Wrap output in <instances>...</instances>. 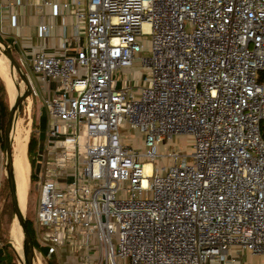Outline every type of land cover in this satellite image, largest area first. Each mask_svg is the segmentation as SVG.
Returning <instances> with one entry per match:
<instances>
[{"label":"built area","instance_id":"built-area-1","mask_svg":"<svg viewBox=\"0 0 264 264\" xmlns=\"http://www.w3.org/2000/svg\"><path fill=\"white\" fill-rule=\"evenodd\" d=\"M25 5L72 17L69 40L27 62L45 120L36 248L66 264H264V0ZM53 30L39 23L37 38ZM178 136L189 152H157Z\"/></svg>","mask_w":264,"mask_h":264},{"label":"rangeland","instance_id":"rangeland-1","mask_svg":"<svg viewBox=\"0 0 264 264\" xmlns=\"http://www.w3.org/2000/svg\"><path fill=\"white\" fill-rule=\"evenodd\" d=\"M1 6H0V15L6 16L8 15L7 10H2L1 11ZM19 11L21 8H18ZM18 11V10H17ZM17 13V12H16ZM25 17L23 18V27L21 29L22 36L25 38H18V35L15 33H10L8 29H0V39L5 40L7 42L13 43L12 41L14 40L15 45H21L23 44V41L26 39V43L29 44V46H36L38 43L37 41V32L36 30L34 31V20L32 19V15L28 13V9L24 10ZM5 26V24L0 23V27ZM37 38V39H36ZM147 43V42H146ZM142 56H145L146 53L143 52L141 54ZM0 56H3V54L0 52ZM4 57V56H3ZM12 57L18 64V59L17 55L13 52ZM19 65V64H18ZM20 67V66H19ZM21 71L23 74L26 76V78H30V73L27 69H24L23 67H20ZM139 71V64L136 61H133L132 67H131V72L132 75H135ZM124 77L127 78L126 76L128 75V70L124 69ZM12 77V76H11ZM13 85L15 83L14 89L16 88L19 92V94H22L24 91V86L20 82L18 76L13 73ZM0 83L3 88L4 94L0 96L1 102L6 106L8 110L9 104L12 102V100L9 99L8 91L5 88V85L3 81L0 78ZM36 87L39 85L38 81L35 80ZM16 92V90H15ZM40 112H42L40 103L38 98H32L28 97L25 101L22 102L19 110L16 112L15 115V120L16 121H21L23 125L26 127L28 136H27V141L30 136H33L34 141V149L30 154V159L33 161L34 157V150H35V142L37 139L38 135L43 134V129H44V115L42 114V117H39ZM2 127L0 128V264H20V261L18 260L15 252L13 249L7 247V243H10V232L13 228V225L15 224V220L11 214L10 211V206H9V200L7 196V188H6V182L4 178V171H3V157H2V145H1V140H2ZM125 143L131 145L132 147L136 149H140L141 147V140L140 136L136 134L134 131H131L128 137V140H124ZM190 137L189 136H178L174 137L169 141L161 142L160 146L157 150L159 154H166L172 149L178 148L180 150L189 152V146H190ZM27 144V143H26ZM27 161V158H26ZM28 164V162H27ZM154 166L160 167L161 165L167 166L168 161L164 160L163 162H154ZM28 168L29 164H28ZM32 168V167H31ZM30 170L28 171V189L27 193L25 196V201H24V207H23V215L25 220H28L32 222L33 226V221L35 219V212H36V206L38 202V192L34 187V182L29 181L30 180V173H32ZM33 176V175H32ZM38 236H40V232H42V229H38ZM33 235V234H32ZM34 259H33V264H66V258L62 255L60 256H53L50 257L49 259H46L45 257L39 256L36 252L34 253ZM230 258L236 259V261L240 264H256L262 260L261 257H256V256H250L248 254L242 253V252H233L230 255ZM236 264V263H234Z\"/></svg>","mask_w":264,"mask_h":264},{"label":"water","instance_id":"water-1","mask_svg":"<svg viewBox=\"0 0 264 264\" xmlns=\"http://www.w3.org/2000/svg\"><path fill=\"white\" fill-rule=\"evenodd\" d=\"M0 48L2 54L7 62V65L11 68L12 73H15L22 85L24 86V91L22 94H19L16 90V94L12 102L8 106L6 121L2 131V157H3V171L4 178L7 188V196L9 200V206L11 214L16 221L20 234L23 238V248H22V261L20 264H32L34 251L32 246L31 238L27 232L26 220L21 211L17 196L16 189L13 177V168H12V157H11V126L12 122L15 119L16 112L19 110L23 101H25L30 96V88L26 76L21 71L19 65L15 62L12 57L9 47L0 40ZM15 86V83H14ZM7 247L11 248L10 243L6 244Z\"/></svg>","mask_w":264,"mask_h":264},{"label":"crops","instance_id":"crops-1","mask_svg":"<svg viewBox=\"0 0 264 264\" xmlns=\"http://www.w3.org/2000/svg\"><path fill=\"white\" fill-rule=\"evenodd\" d=\"M19 1L23 4V6L16 5V2ZM25 1L26 0H0V6L2 7L1 11L3 9L8 11L7 17L2 16L1 14L0 18H5L4 20H6L7 18H9L10 15H14L16 22L14 26H10L9 24H6V26H1L0 29L6 28L10 31V33H15L16 30V34L18 35L19 39L25 38L24 36H22L23 35L22 32H19L23 27L22 23L24 20L23 18L25 17L24 14L25 9H28V13L32 15V19L34 20V24H33L34 31L36 30V26L39 23H49L54 25V30L52 32L51 38L44 41H41L40 39L36 38L38 40L36 46H29V44L26 43V39L23 41V44L19 46L13 44L15 43L14 40L12 41L13 42L12 44L14 45V49H15L14 53L17 55L18 64L22 63L23 66L19 64L20 67H23L24 69L28 70V65H27L28 59L35 51L38 50L41 44L45 45V47L47 48V52H54L57 51L58 46L62 42V40H69V37L71 35L72 17L68 13L63 15L60 14L54 15L51 12V9L47 7L42 8L41 12L38 13L37 10L33 9L30 6L25 5ZM57 1L63 2L64 0H57ZM18 8H21V10L19 11ZM6 21L8 22V19ZM28 79L33 84V87L35 88V93L38 96L43 94V90L38 88L39 85L36 87L35 80L37 79L34 78L33 76H30V78Z\"/></svg>","mask_w":264,"mask_h":264},{"label":"bare ground","instance_id":"bare-ground-1","mask_svg":"<svg viewBox=\"0 0 264 264\" xmlns=\"http://www.w3.org/2000/svg\"><path fill=\"white\" fill-rule=\"evenodd\" d=\"M0 52L2 53L1 48ZM0 78L8 91L9 99L12 100L16 94L12 82L13 73L3 56H0ZM27 136L28 132L23 123L14 119L11 126V157L16 196L21 211L24 210V201L28 189L29 168L26 161ZM10 245L18 260L22 261L23 238L20 234L16 221L10 232Z\"/></svg>","mask_w":264,"mask_h":264},{"label":"trees","instance_id":"trees-1","mask_svg":"<svg viewBox=\"0 0 264 264\" xmlns=\"http://www.w3.org/2000/svg\"><path fill=\"white\" fill-rule=\"evenodd\" d=\"M2 42H4L8 47H9V49H10V51H11V54L14 52V45L12 44V43H10V42H7V41H5V40H2V39H0ZM14 59V58H13ZM16 62V61H15ZM17 63V62H16ZM4 94V92H3V88H2V85H1V83H0V96H2ZM6 116H7V108H6V106L1 102V99H0V128L2 127V129H3V127H4V124H5V121H6ZM40 118L42 117V115H40L39 116ZM1 129V130H2ZM34 139H33V136H30L29 137V139H28V141H27V144H26V158H27V162H28V164H29V167L31 168L32 167V164H33V161L30 159V154H31V152L33 151V149H34ZM1 142H2V140H1ZM1 145H2V143H1ZM30 182L31 181H33V176H32V173H30V180H29ZM26 227H27V232H28V234H29V236H30V238H31V241H32V246H33V249L37 252V253H39L40 254V256H42V257H45L46 258V252L45 251H43V250H38L37 248H36V245H35V242H34V240H33V230H32V222H30V221H28V220H26ZM47 259V258H46Z\"/></svg>","mask_w":264,"mask_h":264}]
</instances>
